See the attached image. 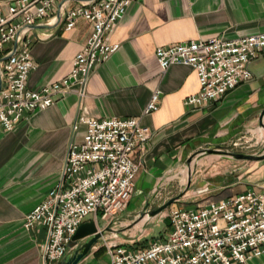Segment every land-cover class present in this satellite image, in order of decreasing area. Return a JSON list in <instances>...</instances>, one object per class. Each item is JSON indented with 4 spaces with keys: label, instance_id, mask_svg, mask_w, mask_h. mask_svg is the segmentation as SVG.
Here are the masks:
<instances>
[{
    "label": "crops",
    "instance_id": "crops-1",
    "mask_svg": "<svg viewBox=\"0 0 264 264\" xmlns=\"http://www.w3.org/2000/svg\"><path fill=\"white\" fill-rule=\"evenodd\" d=\"M80 1L87 0H58L55 18L60 5L64 12ZM56 19L42 23L50 27L27 33L36 62L28 83L31 88L41 89L67 75L91 34L87 20L78 21L68 30L64 23L55 26ZM260 32H264V0L134 1L110 35V42L119 44V48L90 76L83 96L77 92L57 95L53 105L21 120L9 131L0 122V264L61 263L48 262L44 256L47 227L28 229L25 220L60 182L71 141L83 139L86 126L74 129L82 114L99 119L138 116L152 132L144 148L135 152L140 171L122 216L139 211L160 181L192 152L257 139L252 130L264 109V57L250 64L254 74L251 80L213 105L192 109L186 98L200 90L197 72L186 64H173L163 70L156 49L194 39H236ZM157 89L162 91L160 107L146 114L145 108ZM248 189L264 191V161L249 168L242 180L212 188L203 201L191 206ZM108 223L100 220L102 226ZM157 227L158 234L149 239ZM170 228L168 218L134 240H113L109 233L80 264H112L109 243L127 241L133 247L144 246ZM72 252L74 249L68 254ZM250 264H264V253L253 257Z\"/></svg>",
    "mask_w": 264,
    "mask_h": 264
},
{
    "label": "built area",
    "instance_id": "built-area-1",
    "mask_svg": "<svg viewBox=\"0 0 264 264\" xmlns=\"http://www.w3.org/2000/svg\"><path fill=\"white\" fill-rule=\"evenodd\" d=\"M134 1L87 0L64 11L66 29L87 20L92 31L70 72L41 89L28 85L36 62L27 33L34 24L56 19L58 0L0 2V122L4 129L12 130L21 120L53 105L57 95L77 92L83 96L90 76L119 48L110 42V35ZM156 56L163 70L186 64L197 72L200 90L188 96L186 104L200 109L253 78L250 64L264 57V32L236 39L176 42L159 46ZM161 95L160 89L152 93L144 113L159 109ZM82 124L86 126L83 139L71 141L60 182L25 220L28 229L47 227L42 250L48 262L61 261L76 247L73 236L90 216L111 222L128 208L140 171L134 155L152 134L138 116L99 119L82 114L75 131ZM168 217L170 230L144 246L109 243L112 264H250L264 253V191L248 189L204 205L172 206Z\"/></svg>",
    "mask_w": 264,
    "mask_h": 264
},
{
    "label": "rangeland",
    "instance_id": "rangeland-1",
    "mask_svg": "<svg viewBox=\"0 0 264 264\" xmlns=\"http://www.w3.org/2000/svg\"><path fill=\"white\" fill-rule=\"evenodd\" d=\"M252 131L257 133V139L243 142L238 145H235L232 142L231 144L221 147L209 146L206 148L262 155L264 154V125H261L259 121ZM198 151L199 150L192 152L186 159L179 163L167 178L162 179L156 189L148 196L145 204L146 202H149L150 206L148 209H154L168 201L170 198L184 192L180 201L172 204L158 216L151 217L148 215V217L140 224V230L136 229V225L146 214H148L145 213L144 216L142 215L144 213L145 205H142L140 207L141 209L131 214V216H122V213H120L118 218L114 219V222H111L112 226L114 228L123 229V232L131 239L139 237L142 234H147L151 227L159 221L164 223L167 222V219L169 218V209L172 206L192 207V204L203 201L208 194L207 192L212 188H217L220 185L235 184L236 181L243 179L244 173L249 168H255L260 162L264 161V158L247 160L219 151L203 154L200 152L198 153ZM193 154L195 155L192 161L188 163V158ZM188 167L191 168L188 169ZM154 219L157 220L154 221ZM146 220L148 221L145 222ZM158 232L159 227L154 228V231L148 235V238L151 239L152 236L158 234ZM112 234L114 236L113 240H119L122 238L117 233Z\"/></svg>",
    "mask_w": 264,
    "mask_h": 264
},
{
    "label": "water",
    "instance_id": "water-1",
    "mask_svg": "<svg viewBox=\"0 0 264 264\" xmlns=\"http://www.w3.org/2000/svg\"><path fill=\"white\" fill-rule=\"evenodd\" d=\"M63 9L62 5H60L58 16L55 22V26L62 25L63 21L62 19ZM50 24H34L30 28L31 29H38V28H47L50 27ZM17 46V44H16ZM259 121L261 125H264V109L262 110ZM214 151L229 153L231 156H236L238 158H243L247 160H254V159H263L264 154L262 155H256L251 153H236V152H230L222 149H211V148H205L202 150H199L198 153H210ZM195 154L190 156L187 160L188 163H190L193 159ZM184 195V192H181L177 196H174L170 198L168 201L164 202L163 204L159 205L157 208L154 209H148L150 206L149 202H146L144 206V213H148L149 216L155 217L160 215L164 210H166L168 207H170L172 204H174L177 201H180ZM111 222H114L111 221ZM109 222L106 226H102L100 224V221H97L96 219H90L84 221L77 229L76 233L73 236L74 244H76V247L74 248V252L66 255L60 264H80L91 252L92 247L100 242L101 239H103L107 234L109 233H117L119 236H121L124 239L128 240H134L130 237H127V235L123 232V229L114 228Z\"/></svg>",
    "mask_w": 264,
    "mask_h": 264
},
{
    "label": "bare ground",
    "instance_id": "bare-ground-1",
    "mask_svg": "<svg viewBox=\"0 0 264 264\" xmlns=\"http://www.w3.org/2000/svg\"><path fill=\"white\" fill-rule=\"evenodd\" d=\"M211 157H213V156H211ZM216 157V156H215ZM217 158V157H216ZM202 161V160H201ZM191 167H188V169H190ZM190 178V177H189ZM148 217V214H146L145 216H144V218L136 225V228L138 229L139 228V226H140V224L142 223V221H144L146 218ZM150 219V218H149Z\"/></svg>",
    "mask_w": 264,
    "mask_h": 264
}]
</instances>
